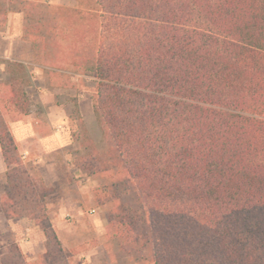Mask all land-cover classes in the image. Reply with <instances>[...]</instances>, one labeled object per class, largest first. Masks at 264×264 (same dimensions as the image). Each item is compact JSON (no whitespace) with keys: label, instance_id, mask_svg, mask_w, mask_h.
<instances>
[{"label":"trees","instance_id":"trees-1","mask_svg":"<svg viewBox=\"0 0 264 264\" xmlns=\"http://www.w3.org/2000/svg\"><path fill=\"white\" fill-rule=\"evenodd\" d=\"M76 2L0 0V27L22 14L21 40L56 87L74 86L76 72L96 80L105 148L88 173L108 238L136 264H264V0ZM31 84L29 66L7 62L0 215L42 230L45 264H71L47 208L52 188L9 126L29 114ZM12 253L3 264H29Z\"/></svg>","mask_w":264,"mask_h":264},{"label":"rangeland","instance_id":"rangeland-1","mask_svg":"<svg viewBox=\"0 0 264 264\" xmlns=\"http://www.w3.org/2000/svg\"><path fill=\"white\" fill-rule=\"evenodd\" d=\"M59 3L61 6L77 4L76 0H59ZM19 50L23 51V55L31 62L32 72V66H36L38 62L32 46L24 48L19 46ZM34 71H36L32 74L34 80L25 89L30 101V112L22 117L21 121L33 127L35 133L38 131L43 136H52L53 141L62 146L53 154L54 167L46 169L47 176L54 180L52 193L48 198V202L52 204L50 213L59 201L58 193L66 190L73 198L83 203L86 210L98 208L94 200V188L97 183L95 177L88 173L89 161L93 154L102 153L105 148L91 102L96 80L76 72L72 73L71 78L74 86L58 88L56 87L58 79L53 78L47 71L40 67H36ZM3 76L4 74L1 79ZM105 177L110 180L109 176ZM80 188L86 192L82 194ZM3 189L4 184L0 177V193ZM105 209L106 207H99L98 217L104 219L107 224L104 217ZM71 224L74 227L73 236L79 242L75 247L78 257L76 259H81L80 256L87 250L98 247L90 252L92 259L88 264H136L122 252L117 238H108L105 232L106 224L100 231L97 230L94 221L89 219H83L78 223L74 221ZM13 246L15 245L11 243L1 249L5 260L13 254Z\"/></svg>","mask_w":264,"mask_h":264},{"label":"crops","instance_id":"crops-1","mask_svg":"<svg viewBox=\"0 0 264 264\" xmlns=\"http://www.w3.org/2000/svg\"><path fill=\"white\" fill-rule=\"evenodd\" d=\"M52 5H58L59 0H46ZM68 7H74L69 5ZM23 16L19 12H9L5 24L0 27V80L4 74V68L7 62H19L31 67V62L23 55V51L19 50L20 47H28V42L22 41L23 34ZM36 66H32L31 79L34 80L32 74L36 73ZM31 69V68H30ZM11 132L15 138L19 152L23 162L27 165L30 172L48 186H54V180L50 179L46 174V169L54 167L53 154L59 151L62 146L53 141L52 136H43L38 131L35 133L33 127L18 120L9 123ZM35 136V137H34ZM0 177L5 189V164L0 150ZM0 193L2 195L4 193ZM85 189L80 188L82 194ZM59 201L52 208V204L47 203V208L57 233L59 241L63 250L75 258L71 264H88L92 259V251L98 247L87 250L85 254L80 256L81 259H76L77 253L73 254L72 251L78 246L79 242L73 236V224L81 220L89 219L94 221L97 230L103 229L105 220L98 217V208L86 210L84 204L77 201L66 190L63 193H58ZM101 227V228H100ZM45 237L41 229L36 226L31 220L27 218H15L6 220L0 215V264H3L4 255L1 249L13 243L22 253L24 259L29 264H45L43 255L46 252L44 245ZM81 244V243H80Z\"/></svg>","mask_w":264,"mask_h":264}]
</instances>
